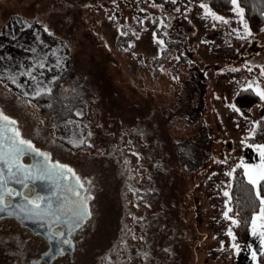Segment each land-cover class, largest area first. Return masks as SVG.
Segmentation results:
<instances>
[{
  "label": "rangeland",
  "instance_id": "374dc122",
  "mask_svg": "<svg viewBox=\"0 0 264 264\" xmlns=\"http://www.w3.org/2000/svg\"><path fill=\"white\" fill-rule=\"evenodd\" d=\"M178 2L173 7L168 0H0V110L17 120L23 138L55 156L67 159L78 155L81 169L104 167L107 182L113 183L111 192L115 182L121 181V228L107 254L120 250L123 260L129 259L131 216L136 209L140 216L147 207L144 200L134 204L130 200V188L138 179L134 171L152 160L155 169L160 165L158 159H164L170 164L166 175L170 187L163 186L161 194L167 192L168 198L171 194L170 213L164 216L156 200L154 211H144L151 219L138 216V228L173 224L171 230L185 237L170 264H237L240 254H235L226 235L233 225L223 219L228 198L222 192L229 190L225 186L232 178L223 173L245 160L248 147L241 141L251 136L246 144H255L253 125L264 118V101L259 97L246 110L233 104V98L251 81L264 85V77L259 76L264 66V25L241 39L244 28L232 6L229 16H221L229 21L224 24L210 16L204 18L199 5L205 0ZM154 32L165 42L162 49L153 41ZM32 48L36 53L29 51ZM37 58L46 67L33 70L35 81L19 75ZM67 63L71 72L58 79L55 88L60 104L54 129L35 103L46 94L32 96L37 88L51 91ZM190 67L207 70L198 101V93L184 86ZM87 74L92 75L88 76L91 80ZM89 81L101 83L102 100L93 97L98 94ZM141 98L154 104L155 110L151 106L152 111L143 110ZM151 117L155 128L165 138L169 136V158L163 153L155 157L150 151L141 155L133 150L140 124L146 125ZM158 117L162 123L169 119L168 125L157 124ZM80 140L85 142L80 144ZM184 168L180 187L177 175ZM158 169L163 177L162 168ZM196 206L202 211L200 224ZM145 244L138 237L139 264H153ZM90 257L81 264L92 263L93 257L94 264L105 259L104 254ZM119 261L115 259L116 264Z\"/></svg>",
  "mask_w": 264,
  "mask_h": 264
},
{
  "label": "flooded vegetation",
  "instance_id": "af4514ba",
  "mask_svg": "<svg viewBox=\"0 0 264 264\" xmlns=\"http://www.w3.org/2000/svg\"><path fill=\"white\" fill-rule=\"evenodd\" d=\"M122 23L120 24V30H123ZM129 39V38H128ZM54 40V39H51ZM178 51V50H177ZM186 61V59H183ZM64 70L61 71L58 75L55 82V87L52 86L50 94H46L44 99L37 100L36 107L38 113L42 118L46 120H51V125L56 127V120L58 119V110H59V98L58 91L55 90L60 80L64 78L66 73H70L69 63ZM206 69V68H205ZM70 71V72H69ZM187 73H189V78L184 81V86H191V90L198 93L197 101L199 97L201 98L203 94V79L205 75L204 72L198 71L194 68H188ZM73 72V71H72ZM204 73V74H203ZM96 75V72L91 73ZM87 74L86 78L91 80ZM71 76L73 74L71 73ZM84 77V76H83ZM97 77V76H96ZM104 77V76H102ZM97 82V79H95ZM105 81V80H102ZM80 82V81H79ZM94 81H89L88 84H92L96 87V93L93 95L94 98H102V85L101 83H96ZM106 82V81H105ZM57 83V85H56ZM68 89V86H65ZM264 87V85L262 86ZM56 94V96H55ZM138 96V95H137ZM152 98V97H151ZM46 100V101H45ZM102 100V99H101ZM94 101V100H93ZM97 99H95V102ZM141 107L147 112L155 110L154 104H149L145 99H140ZM92 102V101H91ZM99 105L102 103L97 101ZM93 103V102H92ZM91 103V104H92ZM61 106L63 104L61 103ZM152 108H151V107ZM63 108V107H61ZM102 110V107H99ZM164 109V108H163ZM167 109V107L165 108ZM40 118V116H39ZM185 118V117H184ZM101 119V118H100ZM158 123H162V120L158 117ZM164 125H168L169 119H164ZM161 124V125H162ZM156 123H154L153 117L147 119L146 125L139 126V135L137 136L136 141L133 142V147L135 151H139L142 154L150 151L155 157L157 154L163 153L167 158L170 157V140L169 136L165 138L164 134H161L157 128H155ZM55 131V130H54ZM159 136H158V135ZM160 136L163 139H160ZM34 147L39 151L48 153L51 160L54 162H59L61 164L71 167L77 175L85 182L86 193L91 195V199L88 201L89 211L91 213L90 219L86 220L83 226L79 229L72 228L67 225H60L57 227L56 224L52 223L54 217L46 218L44 222L36 221L34 219H25L22 217L10 218L6 215L0 214V264H81V262L91 255L94 254L105 255V259L102 261V264H116L115 259H120L117 264H139L140 261V252H138V237L142 236V230L138 228L139 217L144 220L151 219V216H148V213L144 211H154V204L157 200L161 204L162 213L164 216H168L170 213V198L171 194L169 193V198L166 197V193L162 191L161 188H169V180L166 179V175L170 171V164L167 160L158 159L160 165H156L155 169H152L154 161L152 160L150 164H145L142 167H137L134 171V174L137 176V183L135 186L130 188V200L134 204L139 199L144 200L147 207L143 210V213L139 216V210L136 209V214L131 216L132 222V240L130 245V257L126 261L123 256L122 251L117 253L107 254L109 250L115 245L116 240L118 239L119 229L121 228L120 219L123 215V209L121 205V195L120 187L121 181L118 180L114 184V191L111 192V185L113 183L107 182L108 173L104 167L100 169H81L80 161L81 158L76 156H69L67 159L59 158L55 156L52 151H47L43 146L37 145L32 142ZM179 143V142H178ZM175 153V151L173 150ZM176 154V153H175ZM20 163L24 166H29L31 160L28 156H22L20 158ZM163 171V177L160 176V169ZM115 170V169H111ZM186 169H180V172L177 176H180V182L178 183L180 187L184 182V174ZM29 184V189L33 194H38L41 196H51L52 192L56 193V196L52 197L53 206L56 207L61 203V199L64 196L68 197V202H71L75 199L71 193L66 192L63 188H56L49 181H25ZM70 183L74 186L75 182H63ZM9 187H15L21 191H27L26 189L21 188L19 184L9 183ZM182 189V188H180ZM113 190V189H112ZM165 194V195H164ZM163 201H161L162 196ZM155 200V201H154ZM168 200V201H167ZM18 203H22L19 201ZM198 208V206H196ZM139 216V217H138ZM66 215L62 214V219H67ZM144 227V226H143ZM146 227H148L146 225ZM151 228V225H149ZM55 231H64L66 236L65 238L72 241L71 247L59 244V241L51 240L50 234H54ZM71 231L72 235H67ZM135 237V239H134ZM97 241V242H96ZM60 247L64 249L63 254L57 255L56 249ZM90 257V259H91ZM96 257H93L92 263L94 264ZM100 262V261H99ZM164 264H167L164 263Z\"/></svg>",
  "mask_w": 264,
  "mask_h": 264
},
{
  "label": "snow or ice",
  "instance_id": "6c2138e0",
  "mask_svg": "<svg viewBox=\"0 0 264 264\" xmlns=\"http://www.w3.org/2000/svg\"><path fill=\"white\" fill-rule=\"evenodd\" d=\"M172 4H176L178 0H168ZM233 13L239 17V23L244 28V35L239 38L244 39L252 35L249 30L248 24L244 22V9L239 6L238 0H230ZM155 6V5H154ZM199 7L204 12V18L211 17L215 22H222L224 24L229 23L228 20L223 17L211 12L206 4L201 3ZM180 11L179 8L176 9ZM114 19V17L112 18ZM45 32L48 29L44 28ZM235 31V30H234ZM49 35L51 33L49 32ZM137 38H139L137 36ZM39 39V37H37ZM153 41L163 48L164 41L157 38L156 33H153ZM129 48L133 45L129 44ZM29 51L36 53V49L32 48ZM59 63V61L57 62ZM46 67L45 63L37 58L33 61L29 68L25 71L20 72L19 75L29 77L35 81L37 78L33 75L34 69L43 70ZM232 71H238V69H232ZM248 71L251 72L252 68L249 67ZM42 74V73H41ZM259 76L264 77V66L260 67ZM15 82V77H13ZM255 91V94L264 101V87L257 84L255 80L251 81L247 85L248 90ZM243 91V90H242ZM45 94H50V89L37 88L32 99L40 97ZM25 95H28L25 93ZM80 115V113H76ZM17 120L6 115L0 110V214L6 215L10 218L22 217L25 219H34L36 221L44 222L46 218L54 217L52 220L53 224L57 227L60 225H67L75 229H79L83 226L84 222L90 219L91 213L89 211L88 201L92 198L91 195L85 194V182L77 175V173L67 165L51 160L48 153L39 151L36 149L31 140L23 138L21 131L17 127ZM253 131H255V124L253 125ZM250 137L242 140L241 143L247 147L253 148L258 154V162L255 164H246L241 160L236 167L232 168L231 171L224 172L223 175L233 178L234 173L237 169H243V177L247 184L251 187L254 198L258 201V212L251 217L250 233L253 237L259 239V256L264 258V145H248L246 140ZM85 141L80 140L79 143L83 144ZM32 154L36 157H41V161L33 166L25 167L20 163V157L23 155ZM135 154V153H134ZM226 163V161H224ZM214 175V174H213ZM49 181L56 188H63L66 192L71 193L74 200L68 202V197L64 196L61 199V203L54 207L52 197L56 196L55 192H52L51 196H41L33 194L29 189V184L25 181ZM74 181V186L70 182ZM19 184L21 188L27 191H21L15 187H9V183ZM231 183H228L225 188L230 189ZM222 195L228 198L225 201L223 212V219L230 221L233 226L238 225V221L231 217L229 213L233 212L231 204V194L228 190H224ZM22 201V203H18ZM62 214L66 215L67 219H62ZM67 235H72L69 231ZM226 235L231 239V248L235 254L239 255L241 252V245L236 243V236L233 234L232 228L226 231ZM66 234L64 231H55L54 234H50V239L59 241V244L71 247L72 241L65 238ZM135 239V237H134ZM248 249L252 248V245H246ZM221 251L224 250V245L221 244ZM64 249L58 247L56 254H63ZM257 251L250 252V258L252 264H256Z\"/></svg>",
  "mask_w": 264,
  "mask_h": 264
},
{
  "label": "trees",
  "instance_id": "16d2710c",
  "mask_svg": "<svg viewBox=\"0 0 264 264\" xmlns=\"http://www.w3.org/2000/svg\"><path fill=\"white\" fill-rule=\"evenodd\" d=\"M238 2L239 6L244 9V22L248 24L252 33H257L264 25V0H238ZM204 3L219 16H229L231 14L230 0H205ZM242 90L233 98V104L236 108L246 110L258 101V96L251 89ZM253 143L264 145V118L257 120L255 123ZM230 183L232 187L228 191L231 194L230 206L233 208V212L229 215L238 221V225L233 226L232 230L236 236V243L242 246L247 238L251 217L259 210L258 201L255 200L251 187L243 177V169H237ZM170 206H172L171 203ZM174 206L176 208V205ZM198 224L200 223L198 222ZM172 225L154 226L153 228L144 226L140 228L141 230L144 229L140 238L146 242V251L154 260L152 263L163 264V262H167V264H170L171 257L179 250L181 240L185 237L182 234L176 235L172 231ZM256 251L258 253L257 263L264 264V258L259 256L260 249L257 248Z\"/></svg>",
  "mask_w": 264,
  "mask_h": 264
},
{
  "label": "crops",
  "instance_id": "0c3cea01",
  "mask_svg": "<svg viewBox=\"0 0 264 264\" xmlns=\"http://www.w3.org/2000/svg\"><path fill=\"white\" fill-rule=\"evenodd\" d=\"M156 3H159V2H156ZM178 5H179V2H177L176 4H172L173 7H176ZM187 55H189V54H187ZM190 58H191V56H190ZM255 145H258V144L255 143ZM244 157H245L244 162L246 164H255L258 162V154L251 147L246 148L245 153H244ZM250 226H251V220H250V224L248 227L246 241L242 245L243 249H242L240 255L237 257V264H252V261L250 258V252L256 251L257 248H259V239L256 237H253L251 235ZM246 245H252V248L248 249L246 247ZM256 264H258L257 261H256Z\"/></svg>",
  "mask_w": 264,
  "mask_h": 264
},
{
  "label": "water",
  "instance_id": "95a60500",
  "mask_svg": "<svg viewBox=\"0 0 264 264\" xmlns=\"http://www.w3.org/2000/svg\"><path fill=\"white\" fill-rule=\"evenodd\" d=\"M23 156H28V157L30 158V160H31V164H30L29 166H33V165L38 164V163L41 161V159H42L41 157H36V156H34V155H32V154H27V155H23ZM21 157H22V156H21ZM21 157H20V158H21ZM29 166H25V167H29ZM201 213H202L201 209L198 208V209L196 210V215H197V221H198L199 223L202 222Z\"/></svg>",
  "mask_w": 264,
  "mask_h": 264
}]
</instances>
